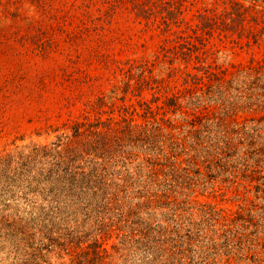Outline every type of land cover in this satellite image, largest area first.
<instances>
[{"label":"rangeland","instance_id":"obj_1","mask_svg":"<svg viewBox=\"0 0 264 264\" xmlns=\"http://www.w3.org/2000/svg\"><path fill=\"white\" fill-rule=\"evenodd\" d=\"M173 1L165 32L138 0H0V159L18 168L12 186L0 171V264H264V38L216 30L201 60L177 56L200 14L232 4ZM122 117L147 129L74 137ZM71 141L89 154L68 183L18 159Z\"/></svg>","mask_w":264,"mask_h":264},{"label":"trees","instance_id":"obj_2","mask_svg":"<svg viewBox=\"0 0 264 264\" xmlns=\"http://www.w3.org/2000/svg\"><path fill=\"white\" fill-rule=\"evenodd\" d=\"M139 3L135 5V10L138 14V16L145 18L146 20H149L151 18H156V20L159 21L160 27L165 30V32L171 30V26L175 23L178 26H180L181 23H179V17L182 14L181 6L177 7L175 1L173 0H138ZM231 7L230 9H226L222 12H216L213 11L211 16L200 14L198 16L199 23L196 25V28L193 29V33L187 35H178L174 42V50L176 51L177 56L180 55L181 50L182 55H185L190 60L193 58H197L198 60H201L202 57L198 54V43L201 41L204 42L203 39L205 37L211 36L216 30H230L233 34H238L240 37L248 36V33H250V36L256 41L260 38H264V5L258 7L257 5H252L250 7H246L243 3L237 1V0H231ZM252 12L251 15L248 13ZM251 17L250 23L252 24L249 28L246 27V21L248 20V17ZM228 21L232 23V25L228 24ZM192 32V31H191ZM246 36V37H247ZM264 70V60L258 61L254 64V66L251 68L252 72H256V74H261V71ZM207 73H210V71H207ZM211 74V73H210ZM147 84H149V81H147ZM146 84V85H147ZM144 85V86H146ZM143 88V82L139 83V89ZM169 101L172 102V104L176 103L179 100L178 96L175 97H169ZM102 106V105H100ZM142 107H145L147 109L146 113L153 114V111L148 104V102H142ZM126 111V110H125ZM157 115V114H153ZM132 120H128L124 117H122L121 120L110 118L108 121H102L100 118H97L95 121H92L90 119H87L86 122H75L73 129H74V137L80 138L83 136H92L91 133L93 131H96L95 137L97 138L96 144L99 145L101 139L99 137H103L101 133H98L97 130L101 128H106L108 131L105 133V135H110L113 133L115 135V138L117 135H123V134H129L133 135L135 128H138L137 126L132 125ZM152 125V124H148ZM142 130H146L147 128H144L140 126ZM83 130V131H82ZM88 132V133H87ZM142 133H144L142 131ZM120 138L117 137V140ZM63 144V143H62ZM64 145V144H63ZM74 142H68L65 143V148L62 150H59L61 145L56 144L55 148L48 149L47 147L42 148H35L33 151H31V154L27 156H23L22 154L18 156L19 161H23L24 163H27L30 159L35 160L38 158H41L43 161L46 159H51L48 161V164L50 165V169L47 170V176L46 180H49L50 182H58V183H68L70 176L76 175V173H73L72 166L75 163L76 159L81 157L83 153L89 154L88 151H86V148L81 150L77 149L78 147H73ZM91 147H94V151L98 150V146L91 145ZM103 148L105 151H107V144L104 142ZM14 156H9L5 159H0V171H3V173L9 171L7 174V178L10 181V186L13 185L15 182V174L18 171V168L15 169V171L11 168L12 163L15 161ZM46 161V160H44ZM19 163V162H18ZM21 163V162H20ZM26 164L22 165L25 166ZM3 167V169H1ZM6 167V169H5ZM14 171V172H13ZM12 175V176H11ZM11 176V177H10ZM43 176V174H42ZM76 177V176H75ZM45 180V177H44ZM6 192V191H2Z\"/></svg>","mask_w":264,"mask_h":264}]
</instances>
